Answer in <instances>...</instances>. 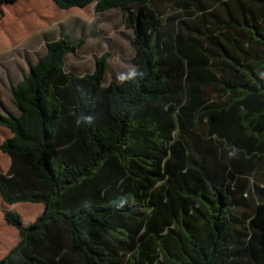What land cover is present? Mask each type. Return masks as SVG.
Here are the masks:
<instances>
[{
    "label": "trees",
    "instance_id": "trees-1",
    "mask_svg": "<svg viewBox=\"0 0 264 264\" xmlns=\"http://www.w3.org/2000/svg\"><path fill=\"white\" fill-rule=\"evenodd\" d=\"M39 1L41 21L49 7L125 11L136 74L104 85L107 54L90 74L67 72L84 42L65 35L11 88L0 199L42 212L4 213L18 242L0 264H264L263 188L249 217L234 214L264 161V2L250 0L259 15L238 3L219 21L204 0H173L198 13L191 25L148 0ZM29 2L0 0V19ZM209 19L228 36L211 34Z\"/></svg>",
    "mask_w": 264,
    "mask_h": 264
},
{
    "label": "rangeland",
    "instance_id": "rangeland-1",
    "mask_svg": "<svg viewBox=\"0 0 264 264\" xmlns=\"http://www.w3.org/2000/svg\"><path fill=\"white\" fill-rule=\"evenodd\" d=\"M39 1V0H34ZM33 1V2H34ZM154 4L164 15H176L185 18L191 25H198L199 15L197 12L191 13L188 17L183 13L174 11L171 3L173 0H148ZM262 3L264 0H260ZM32 2V0H31ZM28 5L20 3L11 12L0 19V113L17 115L13 100L10 95V87L21 80L29 72V68L34 65L37 59L44 53L45 45L48 41L57 40L65 35L69 36V41L74 43L83 40L84 44L73 54L65 56V70L76 76H83L93 72L96 61L107 54V67L104 78V85L109 82H121V76H129L134 71L131 60L134 50L131 46L132 31L125 22V11L115 9L104 13H95V4L84 11L70 10L66 12L51 9L48 3L40 0L38 5L46 8L48 18L44 21L36 14L33 2ZM226 3L227 8L220 3ZM245 5L254 15H259V3L250 4V0H204L203 4L219 21H224L227 14L236 15L238 13L237 4ZM25 22V23H24ZM31 22V24H29ZM43 22V24H41ZM26 24L28 27H24ZM211 34L220 39L228 36L227 32L221 30L209 19L206 25ZM28 28V32H27ZM26 30V31H25ZM215 92L211 93V99L215 100ZM216 101V100H215ZM214 101V102H215ZM10 137V133L0 128V144ZM7 157L0 153V172H6L9 167ZM264 190V161L260 170L246 180V189L243 195L244 202L235 206L234 214L237 216L249 217L260 203L255 195V189ZM236 201H240L239 195L235 196ZM22 206L28 204H19ZM41 207L40 205H37ZM25 211L24 209H18ZM42 212V207L40 213ZM19 213V212H18ZM28 216L26 222H33L36 216ZM21 214V213H19ZM15 235H10L9 240L13 243L17 241ZM246 237H240L236 252L242 254ZM234 264H247L243 256L237 258Z\"/></svg>",
    "mask_w": 264,
    "mask_h": 264
},
{
    "label": "crops",
    "instance_id": "crops-1",
    "mask_svg": "<svg viewBox=\"0 0 264 264\" xmlns=\"http://www.w3.org/2000/svg\"><path fill=\"white\" fill-rule=\"evenodd\" d=\"M16 84V83H15ZM12 85L10 87V90L13 86ZM7 163L9 162V166H10V159L7 157ZM24 209L25 211H19L18 209ZM41 207L37 206V205H13V206H8L6 204H4L1 199H0V259L13 247L17 244L18 242V236H17V232L15 231V229H13L12 227H10L9 225H7L4 221V213L5 212H10V211H16L19 212L21 214L24 215V218L26 220L27 215L28 216H33L35 214L40 213ZM10 235H15L14 237L17 238L16 242H11L9 240Z\"/></svg>",
    "mask_w": 264,
    "mask_h": 264
},
{
    "label": "clouds",
    "instance_id": "clouds-1",
    "mask_svg": "<svg viewBox=\"0 0 264 264\" xmlns=\"http://www.w3.org/2000/svg\"><path fill=\"white\" fill-rule=\"evenodd\" d=\"M135 74H136V73H134V72H133V73H130V74H129V77L134 76ZM126 78H128V77H125V76H121V77H120L121 80H124V79H126Z\"/></svg>",
    "mask_w": 264,
    "mask_h": 264
}]
</instances>
